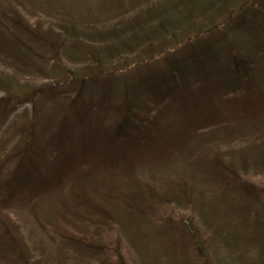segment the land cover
<instances>
[{"label":"rangeland","instance_id":"obj_1","mask_svg":"<svg viewBox=\"0 0 264 264\" xmlns=\"http://www.w3.org/2000/svg\"><path fill=\"white\" fill-rule=\"evenodd\" d=\"M162 1L0 0V74L11 83L12 92H16L0 90V100H9L0 101V105L5 106L0 109V181L10 177L19 164L17 153L23 152L33 122L35 139L29 155L45 174L49 186L42 193L29 188L12 199L0 198V264H23L18 257L21 252L29 264H101L103 260H114L107 251L95 253L75 243L71 237H82L95 246L109 248L116 240H121L123 254L130 264H187L189 258L192 262L189 264H193L192 253L187 255L186 247L181 245L185 238L179 243L183 236L178 223L181 217H192L199 239L207 244L204 246L212 264H264V201H257L242 188L233 190L240 184L231 187L216 181L211 172L213 163L218 161L232 173L240 174L241 181L264 189V113L239 122L237 117L224 112L223 107L232 96L225 88L212 94L220 107L216 122L213 120L207 126L202 123L201 129L193 131L194 136L186 139L185 147L167 159L159 158V150H146L133 169L113 164L112 158L107 168L95 166L91 170L93 158L80 166V170L75 169L79 171L76 178L70 173H64V177L50 173L53 163L60 161L54 137L59 121L80 90V81H71L70 73L78 79L92 73L97 63L95 59L102 67L116 64L123 72L132 64L134 54L142 55L155 47L154 52L165 49L166 55L149 62L148 68L166 70L168 63L181 62L201 42L202 46L206 44L218 53L220 59L214 61L212 68L218 75L221 67L225 68L228 63L230 43L237 42L236 48L242 54H248L259 64L264 63V33L259 32L254 37L245 33L248 27L256 29V25H264V0H166L174 5L170 20L167 19L172 33L166 36L160 33V38L154 41L148 33V40L155 45L135 48L134 54L125 53L132 41L96 38L97 31L109 29L119 20L125 22L138 11H149L153 3ZM118 4H122L118 7L120 16L112 21L110 17ZM167 7L171 9L169 4ZM106 11L108 14L102 15ZM253 13L256 17L250 15ZM245 15L251 17L249 23L243 22ZM13 17H21L24 28L16 25ZM63 24L77 29L68 40L62 37L67 40L62 48L59 39L64 32L59 30V25ZM50 29L57 36H53ZM75 41L97 46L93 58L78 50ZM33 61L38 68L31 67ZM144 69L147 67L127 74L142 76L146 74ZM109 71L105 70V74ZM191 72L195 73V68ZM192 80L193 76H188V82ZM197 84L194 81L187 86L192 89ZM51 85H54L53 91L49 88ZM40 88L44 89L32 98V91ZM86 90V105L96 103L100 89L88 86ZM15 94L19 97L14 98ZM83 110L84 106L77 102L76 109L70 113L67 126L73 137L67 140L64 154L84 141L92 148L91 132L95 127L100 123L103 127L114 123L111 113L95 127L89 123L84 127L80 123L81 116L76 115H84ZM199 112L196 108L195 113ZM181 114V111L170 114L169 119L161 122L164 132L174 131L177 136L183 128L196 127L195 118L187 123ZM48 149L53 153L47 156ZM28 165L31 172L36 173L33 164ZM243 165H247L246 171ZM133 191L141 194L150 191L163 199L154 196L144 215L130 208V200L124 199ZM179 192L183 196L176 197ZM82 199L111 215L108 222L98 223L101 232L93 225L94 220L73 214L75 203ZM6 229L12 231L9 235L14 241L1 238Z\"/></svg>","mask_w":264,"mask_h":264},{"label":"trees","instance_id":"obj_2","mask_svg":"<svg viewBox=\"0 0 264 264\" xmlns=\"http://www.w3.org/2000/svg\"><path fill=\"white\" fill-rule=\"evenodd\" d=\"M168 2L166 0L160 3L155 2L151 5L153 7L149 9L150 12L138 11L135 15L127 18L125 22L121 23L119 20L111 28L97 31L95 36L98 40L122 41L125 39L129 42L132 41L125 49V53L130 54H134L135 48H139L140 46H154L155 43L148 40V33L154 41V39L160 38V33L166 36L171 34L173 30L167 27V19L170 20V13L174 10V5ZM168 4L171 9H168ZM121 5L115 6L117 8L114 9L115 14L113 17H110L112 21L118 20L120 16L118 7H121ZM16 12L20 15L18 11ZM107 14L108 11L102 15ZM250 15L256 17V13ZM17 19L13 17L12 21L19 27L24 28L21 17H17ZM249 19L251 17L245 15L243 22L249 23ZM96 26L94 27L96 28ZM251 27H248L245 31L251 37L257 36L259 32L264 33V29H262L264 25H256V29L253 26ZM76 29L70 25H59V30L64 32L59 39L62 48L66 45L67 38L75 34ZM88 31L90 30L88 29ZM50 33L53 36H57L52 29H50ZM62 37H65L67 40ZM195 38L198 37L196 36ZM262 39L264 44V36ZM74 43L77 49L83 52L84 55H90L93 58V51L97 46L92 47V44L85 41L82 43L75 41ZM202 44L199 42L198 46L193 48V53L188 54L181 62L168 63L166 70L155 69V71H152L148 68L149 62L151 63L153 60H157L158 57L162 58L166 55L165 49L154 52L155 47H152V49L142 55L137 56L134 54L132 64L127 65L126 71L123 72L119 71L116 64L110 67H102L98 64L99 60L95 59L97 63H95L96 67L91 69L93 70L92 73L90 72L80 79L70 73L71 81H80V90L72 103L65 108L63 116L59 121V129L57 135H54V137L56 136L57 139V151L60 150L57 154V158L60 161L58 164H56L57 162L53 163L54 165L50 173L57 176L60 175V177H64V173H70V176L76 178L79 171H75V169L88 164L89 162L87 161L93 158V162L90 163L91 170L95 166L107 168L106 164L108 161L111 162L112 158H114L112 159L114 161L113 164H122L133 169L134 163L141 161L140 157L143 156L146 150H159V158L167 159L170 154L178 152L181 148L185 147L186 139L192 138L194 136L193 131L201 129L202 123L207 126L212 124L213 120L215 121L220 107L215 103L213 95L216 94L217 90L222 88H225L232 94L223 107L224 112L234 115V117L238 118L239 122H246L264 113V63L259 64L248 54H242L236 48L238 46L237 42L234 45L230 43V55L227 54L229 56L226 59L228 63L225 68L221 67V73L215 75L213 63L216 59L219 60L220 57L218 58V53L213 51L211 47L206 44L202 46ZM159 45L161 46L162 44ZM54 61L55 63H59L58 59H54ZM31 67L38 68L34 61ZM145 67H147V69H144L146 74L142 76L130 77L127 74L132 70L136 71ZM192 68H195V73L191 72ZM105 70L111 71L105 74ZM2 76L0 74V90L12 94L16 93L15 91L12 92L13 86L11 83L6 82ZM188 76H193L194 78L190 82H198L192 89H189L187 86L190 83L188 82ZM260 83H263V85L260 86ZM53 86H49L52 91ZM88 86L100 89V94L99 100L96 103L87 106L84 99L87 92L86 87ZM43 89L33 90L31 93L32 98L42 92ZM197 89L198 91H196ZM13 97L19 96L15 94ZM0 101L6 103L9 100L3 99ZM77 102H80L84 106V115L76 114L77 116H81L80 123L84 127L87 123L95 127L96 123L101 122V120L105 121V117H108L111 113L112 117H114V123L108 127H103L100 123L99 126L95 127L94 131L91 132L93 135L92 148H89L88 145L90 144L84 141L78 147L72 146V150H67L64 154L67 140L73 137L67 126V121L69 120L70 113L76 109ZM4 107L0 105V109ZM196 108L200 110L199 113H195ZM180 111L182 112L181 117H183L184 122L189 123V121L191 122L195 118L194 124L197 123L196 127L183 128V132L178 133L177 136L174 135V131L169 133L164 132L161 122L169 119L170 114L174 113L176 115ZM202 112L203 115H200ZM32 127H34L33 122L30 124V136L23 148V152L17 153L19 164L12 171L10 177L0 181V198L2 200L12 199L20 192L29 188L36 189L38 193H42L49 188L45 174L37 168L36 163L29 155L31 144L35 139ZM175 138H177V144ZM81 139L84 140L85 138ZM47 152H49V149L48 151L46 150ZM52 153L53 150L47 156ZM28 163L33 164L36 173L31 172ZM208 164L210 167L212 166L211 162ZM213 164L214 168L211 172L215 175L216 181L224 182L231 187H236L237 184H240L241 186L233 190L242 188L257 201H264V189H258L249 184L250 182L241 181L242 177L239 176L240 174L232 173L226 166H221V163L218 161H215ZM117 165L114 167H117ZM246 166H242L244 171L247 170ZM136 185L138 186L139 184ZM127 190L131 191V189ZM154 196L163 199V197L158 195H152L150 191L149 194L133 191L129 195H125L124 199L130 200V203H128L131 204L130 208L145 215L146 210L150 208V203L154 201ZM179 196H183L181 192L176 197ZM171 198L174 197L171 196ZM75 209L74 215L85 216V219L94 220L93 225L99 232L101 230L98 223L108 222L111 219V215L108 212L86 199L75 203ZM102 217H104V221H100ZM178 220L179 227L183 230V236L181 235L179 243L185 238L186 243L182 242L181 245L186 247L185 252L187 255L190 256L192 253L193 264H198V262L201 264H212L209 259L211 256L207 253V248L205 247L207 244L204 243V240L202 242L199 239L195 227H193L191 222L192 217H181ZM9 232L12 231L8 229L4 230L1 238H8L14 241ZM71 238L75 243L86 246L95 253L107 251L110 253V256H113V261L103 262V260L101 264H130L123 254L121 240H116L115 244L109 248L103 245L95 246L82 237L80 239ZM18 257L23 264H29V260L24 255V252H21ZM189 263H192L190 258L187 264Z\"/></svg>","mask_w":264,"mask_h":264}]
</instances>
